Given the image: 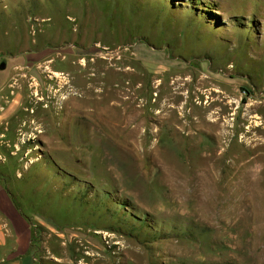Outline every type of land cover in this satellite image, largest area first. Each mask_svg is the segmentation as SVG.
<instances>
[{
  "label": "rangeland",
  "instance_id": "obj_1",
  "mask_svg": "<svg viewBox=\"0 0 264 264\" xmlns=\"http://www.w3.org/2000/svg\"><path fill=\"white\" fill-rule=\"evenodd\" d=\"M2 62L28 264H264V0H0Z\"/></svg>",
  "mask_w": 264,
  "mask_h": 264
},
{
  "label": "crops",
  "instance_id": "obj_2",
  "mask_svg": "<svg viewBox=\"0 0 264 264\" xmlns=\"http://www.w3.org/2000/svg\"><path fill=\"white\" fill-rule=\"evenodd\" d=\"M11 105L6 91H0V128L11 114ZM30 249L29 222L0 179V263L6 259H17L18 264H28Z\"/></svg>",
  "mask_w": 264,
  "mask_h": 264
},
{
  "label": "bare ground",
  "instance_id": "obj_3",
  "mask_svg": "<svg viewBox=\"0 0 264 264\" xmlns=\"http://www.w3.org/2000/svg\"><path fill=\"white\" fill-rule=\"evenodd\" d=\"M113 59H114V57H113ZM95 63V62H94ZM109 63H111V62H109ZM84 66V65H83ZM84 69V68H83ZM122 71V70H121ZM59 73V72H58ZM57 74V73H56ZM93 77V76H92ZM71 78V77H70ZM182 80L180 79V78H177L175 81H174V87H176L175 89H176V91H179V90H181L182 89V87H185V86H187L189 83H185V85H182V84H180V82H181ZM208 83H210V81H207L205 78L204 79H201V80H199V84H208ZM68 84H69V82H68ZM161 85V84H160ZM90 86H91V84H90ZM68 87V86H67ZM64 88H66V86H64ZM91 88V87H90ZM89 88V89H90ZM110 89V88H109ZM75 90V89H74ZM167 90V89H166ZM61 91V90H60ZM68 91V90H67ZM197 91V90H196ZM71 92H73V89L71 90ZM211 94V93H210ZM218 94H220L221 95V92L219 91V90H217V89H212V95L213 96H215V95H217L218 96ZM222 94H224L225 95V97H227V93H223L222 92ZM224 97V100L225 99H228L229 98V96L227 97V98H225ZM220 98H222V95H221V97ZM69 99H72V94L71 95H69V97H65V102L67 101V100H69ZM75 99V98H74ZM179 99H180V94H179V92L177 93V92H175L172 96H170V101H172V102H174V103H176L177 101H179ZM231 99V98H230ZM223 100V101H224ZM221 102V100L218 98V99H216V100H214V102L213 103H216V102ZM231 102L232 101H228L227 102V104L228 105H231ZM227 105V106H228ZM260 107V105H258V104H256V103H253V104H251L250 105V107H249V111L248 112H250V113H252V112H257ZM256 119H260L261 120V122H260V125L259 124H257V125H255V127H259V126H263L264 125V120L262 119V118H256ZM213 124L215 125V126H217L218 125V121H216V120H213ZM259 125V126H258ZM264 127V126H263ZM262 129H264V128H262Z\"/></svg>",
  "mask_w": 264,
  "mask_h": 264
},
{
  "label": "water",
  "instance_id": "obj_4",
  "mask_svg": "<svg viewBox=\"0 0 264 264\" xmlns=\"http://www.w3.org/2000/svg\"><path fill=\"white\" fill-rule=\"evenodd\" d=\"M6 68V63L5 62H2L0 64V70H4Z\"/></svg>",
  "mask_w": 264,
  "mask_h": 264
}]
</instances>
